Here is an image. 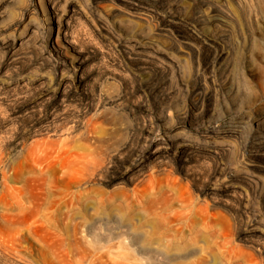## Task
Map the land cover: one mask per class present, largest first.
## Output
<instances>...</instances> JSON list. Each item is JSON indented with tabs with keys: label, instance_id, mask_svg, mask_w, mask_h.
Here are the masks:
<instances>
[{
	"label": "rangeland",
	"instance_id": "rangeland-1",
	"mask_svg": "<svg viewBox=\"0 0 264 264\" xmlns=\"http://www.w3.org/2000/svg\"><path fill=\"white\" fill-rule=\"evenodd\" d=\"M119 190L185 264H264V0H0V264H89Z\"/></svg>",
	"mask_w": 264,
	"mask_h": 264
},
{
	"label": "bare ground",
	"instance_id": "bare-ground-1",
	"mask_svg": "<svg viewBox=\"0 0 264 264\" xmlns=\"http://www.w3.org/2000/svg\"><path fill=\"white\" fill-rule=\"evenodd\" d=\"M50 28L53 32L59 28V20L55 11L51 13ZM158 153L160 151L157 150L147 153L144 162ZM145 194L146 191L140 192L139 190H134L130 195L121 190L107 197L102 194L100 207L104 208L109 218L114 219L108 220L107 217L108 221L105 223L107 228L101 235L92 239V254H88L89 264H94L96 261L100 264H185L190 260L193 253L188 251L183 243L187 220L181 213H177L173 221H168L165 214L161 215L166 219L163 218L162 221H157L156 218L146 221H142L141 217V219H136V216H141L144 212H135L133 208L136 204H143ZM71 197V205L75 206L85 197V193L72 194ZM168 204L166 197L153 199L149 201V209L145 212L157 216L159 206L162 207L163 212H167ZM16 206L18 212L22 213L34 207V202L31 197H28L24 202L19 200ZM37 212L40 213V208ZM58 212L59 209H56L43 217L50 223L57 220ZM65 218L69 220L75 233L80 224L84 227L85 220L82 223L74 221L72 215H66Z\"/></svg>",
	"mask_w": 264,
	"mask_h": 264
}]
</instances>
